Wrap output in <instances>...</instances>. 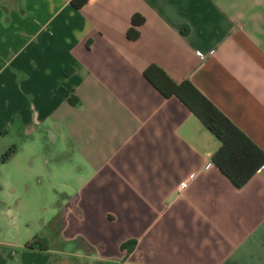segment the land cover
Listing matches in <instances>:
<instances>
[{
	"label": "crops",
	"instance_id": "1",
	"mask_svg": "<svg viewBox=\"0 0 264 264\" xmlns=\"http://www.w3.org/2000/svg\"><path fill=\"white\" fill-rule=\"evenodd\" d=\"M71 3L0 0V264H264V166L236 188L145 77L190 81L264 150V0Z\"/></svg>",
	"mask_w": 264,
	"mask_h": 264
},
{
	"label": "trees",
	"instance_id": "2",
	"mask_svg": "<svg viewBox=\"0 0 264 264\" xmlns=\"http://www.w3.org/2000/svg\"><path fill=\"white\" fill-rule=\"evenodd\" d=\"M88 0H72V6L82 8ZM142 21L133 18L129 39L139 38L137 27ZM146 79L166 98L176 97L193 113L221 143L213 155V163L236 187L245 186L264 166V150L257 146L211 100L203 95L190 81L175 83L156 65L145 72ZM14 153L10 149L5 159ZM28 248L37 250L40 243L32 242Z\"/></svg>",
	"mask_w": 264,
	"mask_h": 264
},
{
	"label": "rangeland",
	"instance_id": "3",
	"mask_svg": "<svg viewBox=\"0 0 264 264\" xmlns=\"http://www.w3.org/2000/svg\"><path fill=\"white\" fill-rule=\"evenodd\" d=\"M64 202H67V200L66 199H58V200H55L56 205H61ZM38 210H39V214H40L41 213V210H50V209L48 207L46 209L45 208H38Z\"/></svg>",
	"mask_w": 264,
	"mask_h": 264
},
{
	"label": "built area",
	"instance_id": "4",
	"mask_svg": "<svg viewBox=\"0 0 264 264\" xmlns=\"http://www.w3.org/2000/svg\"><path fill=\"white\" fill-rule=\"evenodd\" d=\"M199 55H200V56H203V54H202L201 52H199Z\"/></svg>",
	"mask_w": 264,
	"mask_h": 264
}]
</instances>
